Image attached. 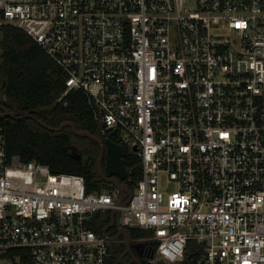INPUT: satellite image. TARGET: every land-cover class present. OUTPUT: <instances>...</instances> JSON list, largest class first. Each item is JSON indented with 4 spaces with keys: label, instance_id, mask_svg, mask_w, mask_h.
<instances>
[{
    "label": "built area",
    "instance_id": "obj_1",
    "mask_svg": "<svg viewBox=\"0 0 264 264\" xmlns=\"http://www.w3.org/2000/svg\"><path fill=\"white\" fill-rule=\"evenodd\" d=\"M5 25L64 70L60 99L87 95L140 174L123 206L113 185L88 192L83 175L9 156L0 122V253L113 264L126 227L148 233L131 242L153 245L150 264L182 263L192 241L197 264H264V0H0Z\"/></svg>",
    "mask_w": 264,
    "mask_h": 264
},
{
    "label": "trees",
    "instance_id": "obj_2",
    "mask_svg": "<svg viewBox=\"0 0 264 264\" xmlns=\"http://www.w3.org/2000/svg\"><path fill=\"white\" fill-rule=\"evenodd\" d=\"M66 77L64 70L26 32L12 25L0 27V105L17 115L34 114L54 127L71 121L79 130L98 133L102 137L88 97L83 91L71 90L60 99L66 89ZM0 122L5 126L9 156L18 155L25 162L34 160L47 164L55 173L83 175L88 192L112 188L98 173V154L88 153L92 141L76 135L71 127L58 132L50 131L31 118L15 120L1 109ZM73 150L78 151L79 158L74 156ZM125 162L127 167L134 166L136 169L132 178V189L135 190L140 160L128 153ZM105 219L98 216L93 228L101 230ZM130 230L133 238L148 234L137 228ZM195 245L196 242H189L186 258L180 264H197ZM5 259L14 264H31L27 249L0 253V260ZM112 259L113 264H117L116 258Z\"/></svg>",
    "mask_w": 264,
    "mask_h": 264
},
{
    "label": "water",
    "instance_id": "obj_3",
    "mask_svg": "<svg viewBox=\"0 0 264 264\" xmlns=\"http://www.w3.org/2000/svg\"><path fill=\"white\" fill-rule=\"evenodd\" d=\"M0 109L8 116H10L11 118L15 119V120H20V119H24V118H31L33 120H35L38 124H40L41 126H43L44 128L50 130V131H54V132H58L62 129H64L65 127H71L73 132L76 135L82 136V137H86L89 138L90 140L99 143L102 147V152L99 156L98 159V167H99V172L100 175L102 176V178L104 179V181L108 184H112L114 187L118 188L121 191V200H120V204L121 205H126L132 194L133 191L125 184H122L120 182H118V180L114 179V178H106L105 175V170L106 173L108 175H116L122 178H125L129 173L134 174L135 170H132L131 172L128 171L125 162H124V155H125V149L123 147V145L115 142L112 140V137L114 135L117 134V131H113L112 133H110L107 138H106V144H107V163H106V169H103V159H104V147L102 145V141L95 135L92 134L91 132L88 131H83V130H79L77 128V126L71 122V121H65L63 122L59 127H54V126H50L47 123H45L44 121L40 120L37 116H35L34 114L31 113H25L22 115H17L15 113H13L12 111H10L9 109H7L4 105H0ZM73 154L76 157H80V154L76 151L73 150ZM127 194V198L124 199V194ZM116 217V219H115ZM119 217H120V209L118 210H114L111 213V219L112 222L111 224L106 227L104 229V232H106L108 230L109 227L113 226L115 223L119 224ZM123 237L124 238V245L126 247V251L125 253H130L133 255V258L131 260L130 263H135V264H142L139 256L143 255V249H142V245L140 243L135 244V248L138 252V256H136L131 250V230L128 228H121L119 233L116 235V237L114 239H117L119 237ZM113 239V240H114ZM124 253V254H125ZM150 257H152L153 255L150 254Z\"/></svg>",
    "mask_w": 264,
    "mask_h": 264
},
{
    "label": "flooded vegetation",
    "instance_id": "obj_4",
    "mask_svg": "<svg viewBox=\"0 0 264 264\" xmlns=\"http://www.w3.org/2000/svg\"><path fill=\"white\" fill-rule=\"evenodd\" d=\"M95 135L102 141V145L104 147V155L105 156H104V159H103V163L102 164H103V169L105 170L106 169V163H107V144L105 142L106 139L104 137H101L98 133H96ZM112 140L113 141H116V137L113 136L112 137ZM92 143L93 144H90L91 145V148L88 151V153L93 154V155H97L98 154V159H99V156H100V154L102 152V148H101L102 146L99 143L94 142V141H92ZM124 162H125V159H124ZM125 165H126V162H125ZM126 167H127V165H126ZM97 170H98V173L100 175L99 167H98V161H97ZM105 175H106V178H114V179L118 180V182H120L122 184H125V185H128L130 188H132V178H133L134 174L129 173L125 178H122V177H119V176H116V175H108L106 173V170H105ZM100 177L102 178L101 175H100ZM102 180L104 181L103 178H102ZM108 185H112V184H108ZM135 244L136 243H131L130 250L136 256H138V252H137L136 248L134 247ZM151 248H153V245H143L142 244V249H143V252L144 253H143L142 256H139L142 264H150L149 263L148 256H147L145 250H150ZM125 251H126V247H125L124 243H122V244H116V242H113L112 243V245H111V252H112L113 258L114 257L116 258L117 264H135V263H130L131 260H132V258H133V255L130 254V253H125Z\"/></svg>",
    "mask_w": 264,
    "mask_h": 264
},
{
    "label": "rangeland",
    "instance_id": "obj_5",
    "mask_svg": "<svg viewBox=\"0 0 264 264\" xmlns=\"http://www.w3.org/2000/svg\"><path fill=\"white\" fill-rule=\"evenodd\" d=\"M11 1H24V0H11ZM79 148H82V147L79 146ZM97 161H98V158H97ZM96 167H97V162H96ZM105 216H108V215H105ZM0 264H14V263L11 260L5 259V260H0Z\"/></svg>",
    "mask_w": 264,
    "mask_h": 264
}]
</instances>
